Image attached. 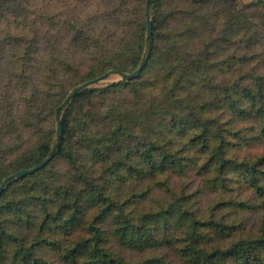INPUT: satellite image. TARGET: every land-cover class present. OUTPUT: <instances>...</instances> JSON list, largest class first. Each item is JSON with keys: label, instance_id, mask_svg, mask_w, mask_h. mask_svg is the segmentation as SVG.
<instances>
[{"label": "trees", "instance_id": "obj_1", "mask_svg": "<svg viewBox=\"0 0 264 264\" xmlns=\"http://www.w3.org/2000/svg\"><path fill=\"white\" fill-rule=\"evenodd\" d=\"M115 1L126 41L54 106L61 142L45 125L37 130L33 96L48 90L41 85L22 105L21 128L11 121L20 140L29 131L37 139L0 173V187L9 179L0 196V264H264V37L249 23L262 7ZM165 5L177 7L169 35L154 16ZM93 32L90 24L82 31ZM240 33L248 36L244 51L229 58ZM147 57L141 76L127 81ZM238 63L234 84L215 82ZM49 70L55 80L59 70ZM109 73L124 80L77 92ZM51 155L40 171L12 178ZM60 161L65 174L51 171Z\"/></svg>", "mask_w": 264, "mask_h": 264}, {"label": "rangeland", "instance_id": "obj_2", "mask_svg": "<svg viewBox=\"0 0 264 264\" xmlns=\"http://www.w3.org/2000/svg\"><path fill=\"white\" fill-rule=\"evenodd\" d=\"M255 4L262 9L257 14L255 10L252 12L249 23L257 24L260 37H264V0H239L237 10L243 11ZM116 6L115 0H11L6 5L0 2V173L21 150L32 145L28 141L37 139L29 131V136L20 140L19 132L11 126V121H14L15 126L21 128V117L25 113L22 105L32 95L33 85H41L43 90L48 88L44 94L33 96L37 102L33 112L41 121L37 130L45 125L43 130L55 131L57 138L58 124L53 116L56 103L94 67L98 59L114 55L121 46L119 42L126 41V37L118 34ZM181 8L178 10L183 12ZM215 9L217 7L210 11L215 12ZM175 11L177 7L171 9L165 5L161 11L154 13L155 17L164 19L168 35L172 26L170 15ZM87 24L93 27L92 34L82 33ZM175 25L177 21L173 24L174 28ZM238 32L234 30V33ZM238 37H242V41L239 40L240 43L224 53L229 58L244 51L243 42L248 41V36L240 33ZM36 39L41 41L35 48L32 46ZM261 39L264 42V38ZM261 53L264 54V51L258 52V56ZM255 61L257 63L258 59ZM53 65L59 74L55 80H50L49 68ZM226 65L230 64H221L223 67ZM235 68L229 75L218 76L215 82L234 84L240 77V64ZM123 80L121 75L109 73L91 82L85 89H105ZM48 83H52L50 87H46ZM64 103L65 116L70 100ZM52 170L65 174L67 167L60 161ZM257 218H249L248 223L252 222L254 226ZM46 257L57 262V256L52 252L46 253Z\"/></svg>", "mask_w": 264, "mask_h": 264}, {"label": "water", "instance_id": "obj_3", "mask_svg": "<svg viewBox=\"0 0 264 264\" xmlns=\"http://www.w3.org/2000/svg\"><path fill=\"white\" fill-rule=\"evenodd\" d=\"M150 1H152V0H150ZM148 36H149L150 39H153V22H152L151 19H149V22H148ZM148 59H149V57H147L145 59L143 64L135 72H133V73H131V74L126 76L127 81L136 80V79H138L141 76V74H142V72H143V70H144V68L146 66V63H147ZM90 84H91V82L82 85L81 87H79L77 89V92H80L83 89L87 88ZM65 105H66V103H64L61 106V108H64ZM57 124H58V128H57L56 136H57V139H58L57 143L59 144L61 142V138L63 136V123H62L61 117H58ZM53 158H54V155H51L47 159H45L41 164H39V165H37V166H35V167L31 168V169H26V170L20 171V172L14 174L12 176V178L15 179V180H19V179L25 178V177H27L29 175H32V174L40 171L41 169L45 168L52 161ZM8 182H9V179H7L2 184V186L0 187V196L3 193L4 189L6 188Z\"/></svg>", "mask_w": 264, "mask_h": 264}]
</instances>
